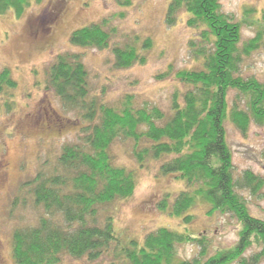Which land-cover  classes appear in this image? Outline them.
Segmentation results:
<instances>
[{"label": "trees", "instance_id": "obj_1", "mask_svg": "<svg viewBox=\"0 0 264 264\" xmlns=\"http://www.w3.org/2000/svg\"><path fill=\"white\" fill-rule=\"evenodd\" d=\"M32 1L41 0H0V15L12 10L20 16ZM115 1L123 8L132 4ZM254 11L245 9L243 21H236L218 0H168L164 21L172 26L184 18L193 31L188 46L197 62L173 73L184 87L172 94L168 109L139 104L128 92L110 102L103 91L92 90L81 51L56 54L44 85L76 116L79 127L53 163L25 184L43 212L36 223L13 229L16 264H60L67 256L94 261L108 253L111 264H264V219L251 214L238 191L259 196L264 180L250 169L235 174L225 126L230 122L246 134L251 124H264V82L241 73L243 60L260 47L264 34L259 29L242 41L241 23H254ZM69 43L110 50L117 69L144 64L153 46L150 37L119 33L106 19L75 29ZM171 71L169 65L156 77L171 76ZM16 88L11 70L1 69L0 112L13 110ZM118 140L130 143L138 169L158 162L159 174L182 182L179 192L157 203L180 219L182 231L160 226L141 241L116 233L107 207L129 198L136 186V167L120 164L112 150ZM198 203L207 206V216L220 213L236 220L237 238L230 247L213 251L205 234L191 232ZM183 244L196 247L191 258H177Z\"/></svg>", "mask_w": 264, "mask_h": 264}, {"label": "rangeland", "instance_id": "obj_2", "mask_svg": "<svg viewBox=\"0 0 264 264\" xmlns=\"http://www.w3.org/2000/svg\"><path fill=\"white\" fill-rule=\"evenodd\" d=\"M218 1L221 9L236 21H243L245 9L255 10L251 17L254 23H241L242 41L259 29L264 31V0ZM167 3L168 0H132L130 6L123 8L115 0H41L32 1L20 16L12 10L0 15V70L9 68L17 81L13 110L0 112V264H16L11 254L13 229L36 223L43 212L41 206L34 205L25 184L39 169L53 163L62 144L76 138L79 127L76 116L62 107L53 90L45 87L48 66L58 53L81 51L95 93L103 91L110 102L127 92L133 93L139 104L148 102L168 109L172 94L184 87L173 73L195 67L197 62L188 46L193 31L184 18L172 26L165 23ZM104 19L108 25L116 26L119 33L151 38L153 46L146 52L144 64L117 69L110 50L69 43L75 29ZM169 65L171 76L157 78ZM241 73L264 82V34L260 47L243 60ZM225 126L235 174L250 169L264 180V124H251L246 134L230 122ZM112 150L120 164L134 168L128 141L114 142ZM157 167L158 162L136 167L132 195L107 207L113 215L115 231L123 239L133 237L141 241L147 232L160 226L184 229L178 217L157 207L164 195L176 194L183 184L174 175L159 174ZM238 191L251 214L264 219V188L259 196L245 189ZM206 209L203 203L192 209L196 217L189 226L191 232L205 234L213 251L230 247L237 238L236 220L220 213L207 216ZM195 248L180 245L177 258H191ZM110 256L108 253L94 261L67 256L60 264H111Z\"/></svg>", "mask_w": 264, "mask_h": 264}]
</instances>
